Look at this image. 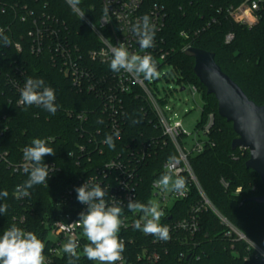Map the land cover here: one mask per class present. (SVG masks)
<instances>
[{
  "label": "trees",
  "instance_id": "trees-1",
  "mask_svg": "<svg viewBox=\"0 0 264 264\" xmlns=\"http://www.w3.org/2000/svg\"><path fill=\"white\" fill-rule=\"evenodd\" d=\"M143 3L146 8L155 4L165 6L167 18L159 37L164 40L163 48L171 53L169 63L178 75V84L195 85L203 97L198 131L204 128L209 115L214 116L204 152L191 158L197 179L214 207L264 251V205L253 201L264 196V184L256 172L246 167L249 152L232 150V142L237 137L232 124L219 116L216 99L207 95L194 74V59L185 55L189 48L214 53L223 72L250 100L263 106L264 10L259 22L248 28L235 23L221 10L225 0H143ZM24 6L34 10L36 18L45 14L57 19L58 29L83 54L96 47L97 41L64 0H0V26L12 43V46L0 47V192L9 193L7 198L0 199V204L8 205L7 212L0 214V235L16 225L35 233L46 250L49 225L59 214L58 203L80 172L76 160L68 155L82 142L80 136H121L113 139L115 149L112 150L116 152H124L128 147L139 149L142 143L147 144L152 155L141 173V202L151 197L153 181L160 178L163 163L175 156V150L171 144L162 147L163 131L139 89L124 95L121 130L115 135L103 114V102L96 95L76 92L71 80L50 62L49 52L40 56L32 54L28 33L33 29V21L21 22ZM79 6L93 21L101 14L100 0H81ZM230 33L234 39L226 43ZM16 44L21 45V52L16 50ZM87 64L96 73L111 72L109 66L101 69ZM28 77L42 78L55 90L58 109L54 115L35 105H17L20 92L14 85L25 82ZM81 115L83 119L78 118ZM35 138L46 140L53 148L55 155L45 156L44 163H55L60 171L49 175L48 187L36 185L28 190V196L17 198L16 188L28 175L16 173L10 165L23 161V149ZM153 143L158 145L153 147ZM4 154L7 162L1 159ZM198 201L199 196L193 190L187 201L175 206L173 219L180 218L179 210L187 215ZM22 217L25 218L23 225L19 221ZM199 224L197 234L187 235L184 244L170 245L168 254L158 264H263L247 244L235 236L226 237V228L211 211L201 213ZM55 264H68V260ZM79 264L93 262L87 259Z\"/></svg>",
  "mask_w": 264,
  "mask_h": 264
},
{
  "label": "built area",
  "instance_id": "built-area-1",
  "mask_svg": "<svg viewBox=\"0 0 264 264\" xmlns=\"http://www.w3.org/2000/svg\"><path fill=\"white\" fill-rule=\"evenodd\" d=\"M64 1L67 3V0ZM225 2V7L221 10H224L235 23L248 28L259 22L261 13L264 10V0H225ZM100 3L101 14H99L96 21H93L87 15L82 20L97 41V46L91 48L87 54H83L76 44L69 42L68 37L62 33L61 29H58L59 21L57 19L45 14L36 18L35 11L24 6V13L20 15L21 22L33 21V29L28 33L31 52L37 56L49 52L50 62L71 80L76 92L96 95L103 102V114L110 121L115 135H119L121 130L119 124L124 114V95L139 89L151 106L163 131L165 140L162 147L171 144L175 150V160L172 163L175 166L176 174L185 178L186 187L183 194L180 195L155 186L154 182L158 180L155 179L151 185V197L147 202H141L139 198V186L142 181L141 173L144 163L152 155L147 144L142 143L139 149L128 147L124 152H116L104 143L106 136H80L82 142L77 144L75 150L70 153V157L76 160V166L80 172L59 201V214L56 220L49 225L47 249H44L45 264H55L58 261H64V259L69 260L68 255L63 251V245L69 238H75L79 241L80 246L77 253L80 259L76 264L88 259L83 252V248L88 241L80 224L75 223L79 220V214L87 209L86 205L78 202L75 188L83 185L87 180L100 184L101 187L106 189L104 199L109 205L113 203V197H115L117 203L123 209L121 218L124 221V226L121 227L118 236L124 242L125 250L122 253V260L117 261L116 264H158L162 257L168 254L170 245L175 242L184 244L187 235L194 236L199 232V217L201 213L208 210L226 228V237L232 238L235 236L236 240L247 244L248 249L253 250L264 264V251L214 207L203 191L192 168L191 158L202 154L205 150L207 136L214 124V116L209 115L204 128L198 131L197 136H194L192 148H190L188 142L192 136L183 129L181 120L172 122L168 118L164 110L165 101L159 99L156 95V85L162 78L176 75L169 63L171 53L163 48L164 40L159 37L165 28L167 18L165 6L155 4L150 8H146L143 0H100ZM67 5L69 6L68 3ZM106 7L109 8V12L107 16H104ZM75 15L80 19L77 14ZM144 15H148L157 26L154 47L147 50L141 49L137 37L130 31V26ZM101 19H107L110 22H103ZM93 24L96 25L95 30L92 28ZM0 29L5 32V29L1 26ZM183 36H185L184 33ZM233 39L234 35L230 33L225 40L226 43H231ZM119 43H124L130 53L150 54L157 64L158 78L144 80L141 77L136 79L124 71L119 73L113 71H109L110 73H96L92 67L88 66L87 62L97 65L101 69L109 66L111 59L109 45L118 46ZM15 48L19 52L22 51L20 44H16ZM24 83L15 84L14 87L20 92ZM176 83L181 87V91L186 90L188 87L178 84V79ZM189 89L194 97L200 93L195 85H189ZM17 105L24 106L19 101ZM78 118L83 119L84 116L81 115ZM116 137L121 138V136H113V139ZM157 145L153 143L152 146L156 147ZM6 156L7 154L1 156V159L5 162H7ZM169 162L170 159L163 163L162 174L167 170ZM24 163L23 159L19 165L11 164L10 166L13 167L16 173L19 171L25 173L23 171ZM47 165L50 167V175L60 171L59 166L55 163ZM109 165L111 168H107ZM193 190L199 196L198 203L187 212V215H183V211L179 210L180 218L173 219L172 211L175 206L187 201ZM130 199L144 204L153 201L160 206L165 214L160 223L166 225L170 230V238L167 241L160 240L152 235H146L134 228L135 221L141 219L143 213L139 211L133 213L128 210L127 203ZM19 221L23 225L25 218L22 217ZM50 235L55 236L56 239L52 240L49 237ZM182 258H184L183 253L180 255V259ZM92 262L93 264H100L99 261Z\"/></svg>",
  "mask_w": 264,
  "mask_h": 264
},
{
  "label": "clouds",
  "instance_id": "clouds-1",
  "mask_svg": "<svg viewBox=\"0 0 264 264\" xmlns=\"http://www.w3.org/2000/svg\"><path fill=\"white\" fill-rule=\"evenodd\" d=\"M73 13L77 14L81 21L85 18V12L80 9L81 0H67ZM109 8L104 9V16H107ZM103 22H110L101 19ZM96 25L92 28L95 30ZM131 33L137 37L138 43L143 50L154 47L157 26L148 15L139 18L130 26ZM12 46L9 37L0 29V47ZM111 59L110 70L119 73L124 71L132 77L144 80L158 78L159 71L154 58L150 54L139 55L130 53L124 43L118 46L109 45ZM55 90L47 86L42 78L28 77L24 86L20 89L19 103L24 106H37L45 109L50 114H55L58 105L55 103ZM104 143L109 148L115 149L113 136H106ZM55 155L52 147L44 139L35 138L30 146L23 149V159L25 161L23 171L28 175V179L16 188L17 198L28 196L29 189L36 185H47L50 175V167L44 163L45 156ZM70 156V154L68 153ZM170 158L167 170L154 182L155 186L166 191L182 195L185 187V178L176 174L175 166ZM111 168V166H107ZM78 202L87 206L86 211L79 214V223L83 229V234L88 243L83 248L84 255L92 261H99L100 264H116L122 260V253L125 250L124 242L119 238L118 233L124 226L122 220L123 209L117 199L113 197V203L109 205L104 197L106 189L100 184L86 181L83 185L75 188ZM8 191L0 192V199L7 198ZM129 211L142 212L141 219L136 220L134 228L146 235H152L160 240L167 241L170 238V230L166 225L160 223L165 215L160 206L149 201L147 204L130 199L127 203ZM8 205L0 204V214H5ZM79 241L69 238L63 245V251L69 257L68 264H76L80 259L77 249ZM45 244L38 236L25 231L16 225H12L0 235V264H45L44 256Z\"/></svg>",
  "mask_w": 264,
  "mask_h": 264
},
{
  "label": "water",
  "instance_id": "water-1",
  "mask_svg": "<svg viewBox=\"0 0 264 264\" xmlns=\"http://www.w3.org/2000/svg\"><path fill=\"white\" fill-rule=\"evenodd\" d=\"M185 55L194 59V74L207 95L216 99L219 116L232 124L237 136L232 142V150L249 152L246 167L256 172L264 184V105L259 106L250 100L242 88L223 72L214 53L189 48ZM253 201L264 205V196Z\"/></svg>",
  "mask_w": 264,
  "mask_h": 264
},
{
  "label": "rangeland",
  "instance_id": "rangeland-1",
  "mask_svg": "<svg viewBox=\"0 0 264 264\" xmlns=\"http://www.w3.org/2000/svg\"><path fill=\"white\" fill-rule=\"evenodd\" d=\"M177 75L167 76L156 85V95L159 99L165 101V112L172 122H182L183 129L192 138L189 139V147L192 148L193 138L197 136L198 125L202 120V108L204 105L201 93L195 97L192 95L189 86L186 90L181 91L176 83ZM202 136V135H200ZM202 138V137H201ZM52 240L56 239L55 236H49Z\"/></svg>",
  "mask_w": 264,
  "mask_h": 264
}]
</instances>
